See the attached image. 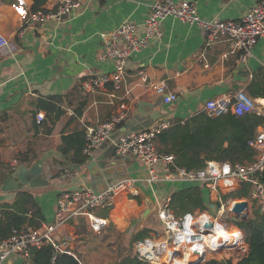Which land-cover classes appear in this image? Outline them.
Masks as SVG:
<instances>
[{
  "label": "crops",
  "instance_id": "crops-1",
  "mask_svg": "<svg viewBox=\"0 0 264 264\" xmlns=\"http://www.w3.org/2000/svg\"><path fill=\"white\" fill-rule=\"evenodd\" d=\"M58 1L0 0V31L9 39V45L0 49V204L16 197L18 191L3 190L14 170L41 160L43 179L49 183L30 189L45 217L42 225L54 221L62 191L84 186L100 190L121 180L130 185L119 193L114 208L100 214L110 219L108 229L113 232L135 236L145 230L146 237L159 236L162 225L157 209L175 192L190 187H200L208 209L213 210L210 190L205 185L153 180L141 160L132 155H117L115 143L124 133L123 128L129 132L163 121L172 124L186 120L204 110L207 101L223 94L242 90L264 102V36L254 46L249 60L241 63L228 38L208 45L200 27L168 16L162 23V35L131 56L118 92L114 93L111 86L85 91L83 81L114 70L113 61L100 57V33L112 31L127 20L142 25L151 5L159 0H84L81 9L66 16L62 23H32L26 25L23 35L18 34L32 12L51 9ZM257 1L194 0L200 16L208 21L240 20ZM160 82L167 86L164 95L151 86ZM168 93L175 95L171 102L165 101ZM39 100L52 101L56 107L47 109L39 105ZM139 110L152 112L154 118L148 127L137 122ZM39 112L45 114L44 126L37 120ZM120 113L125 114L123 125L93 156H88L101 157L104 165L110 164L105 171L108 177L99 176V166L91 174L86 164L79 166L69 161L74 150L68 158L61 152L65 136L86 133L88 128ZM146 116L147 113L143 114ZM263 129L264 124L256 134ZM115 134L118 137L113 139ZM20 158L25 162H20ZM134 190L137 192L133 193ZM197 210L204 211L200 207L188 208L181 215ZM66 229L72 234L71 250L84 259L86 253L76 239L79 233L92 232L88 220L79 218ZM29 258L13 254L0 264H29Z\"/></svg>",
  "mask_w": 264,
  "mask_h": 264
},
{
  "label": "built area",
  "instance_id": "built-area-1",
  "mask_svg": "<svg viewBox=\"0 0 264 264\" xmlns=\"http://www.w3.org/2000/svg\"><path fill=\"white\" fill-rule=\"evenodd\" d=\"M84 0H59L51 9H38L25 18L18 34L23 35L26 25L56 21L62 23L66 16L80 10ZM173 16L183 23L197 25L203 30L208 45L228 38L233 52L239 53V61L246 63L252 55V50L259 39L264 36V0H258L240 20L203 19L194 0H162L154 2L142 25L132 21H124L109 32L100 33L103 41L102 60L114 62L112 73H102L90 76L83 81L85 91H94L100 87L111 86L113 92H118L124 84L127 67L131 56L146 48L151 39L162 35L163 20ZM9 45V39L0 31V49ZM151 86L159 94H166L165 83H152ZM113 93V95H114ZM175 98L173 93L165 96L166 102ZM263 101L250 97L240 90L235 93L223 94L206 102L205 110L215 116L232 113L244 116L255 112L263 114ZM45 114L39 112L37 120L44 121ZM125 121V114H116L104 122L88 128L87 143L84 148L86 156L109 141L113 133ZM170 121H163L156 126L120 135L115 143L117 155H132L141 160L149 170L153 180H181L205 185L210 190L212 208L204 211H185L178 215L171 207V198H167L157 209V215L162 225L159 236H149L138 239L134 243L133 254L136 258L149 264H190L194 259H201V264L208 261V245L217 233V222H224L232 229L241 232V241H223L222 248L228 251L245 250L246 242L243 231L236 226L231 217L235 216L232 209L239 199L234 197L243 187L248 191L249 208L264 211V129L258 132L250 145L255 150L254 160L246 163H231L229 161L210 160L204 168L186 169L174 168V156L159 151L156 143L157 135L170 127ZM130 182L118 181L105 189H95L84 186L77 189L62 191L57 198L55 219L51 223L35 226H25L7 239L0 241V261L13 254L24 258L30 257L31 249L52 245L56 252L71 250L72 234L67 227L80 217H86L93 233L104 231L110 224V219L97 213L98 209H112L116 205L119 193L127 189ZM137 191L134 190L133 193ZM205 215L213 221L210 232L205 233L197 226ZM217 233V234H216ZM234 247V248H230ZM213 254V253H212Z\"/></svg>",
  "mask_w": 264,
  "mask_h": 264
},
{
  "label": "trees",
  "instance_id": "trees-1",
  "mask_svg": "<svg viewBox=\"0 0 264 264\" xmlns=\"http://www.w3.org/2000/svg\"><path fill=\"white\" fill-rule=\"evenodd\" d=\"M42 0H36V3ZM264 96V95H262ZM39 105L50 109L56 107L52 101L39 100ZM46 120L40 123L44 126ZM264 124V115L255 112L244 116L232 113L215 116L205 109L186 120H176L170 127L162 130L156 137L159 151L174 156V168L200 169L210 160L246 163L254 160L255 150L250 142L256 136V130ZM87 143L84 131L65 136L60 147L61 152L67 155L74 150L69 161L85 165L88 156L83 154ZM228 143L226 146L225 144ZM68 158V157H67ZM25 162L24 158L19 159ZM52 175V177L56 176ZM234 197L244 199L248 191L243 187ZM171 205L177 214L188 208L200 207L208 209L203 199L200 187H190L175 192L172 195ZM85 218L86 217H80ZM45 217L40 204L35 198L33 190L24 188L17 192L12 202L0 204V241L9 238L15 230L27 225L39 227ZM244 233L245 242L249 245L248 253L236 263L232 259L212 258L205 264H264V211L253 207V215L247 219L233 216L230 219ZM107 227L105 230H107ZM125 234V233H123ZM127 235V234H125ZM148 235L142 231L131 236L135 241ZM133 243V246H134ZM29 264H87L84 259L73 252H56L52 245L34 247L31 249ZM117 264H149L136 258L133 251L121 258Z\"/></svg>",
  "mask_w": 264,
  "mask_h": 264
},
{
  "label": "rangeland",
  "instance_id": "rangeland-1",
  "mask_svg": "<svg viewBox=\"0 0 264 264\" xmlns=\"http://www.w3.org/2000/svg\"><path fill=\"white\" fill-rule=\"evenodd\" d=\"M251 202L253 203L252 200ZM251 207L249 209V217L253 215V209ZM105 210L106 209H98L97 213L99 215H105ZM104 231L97 234H93V232L90 231L78 234L76 241L81 244L79 247L86 253L84 261L87 264H117L123 256L133 251L134 240L130 238L131 236L113 232L109 229L107 232ZM218 239L219 243L224 241L220 237ZM246 246L247 248H245V250H232L230 253H220L221 251L213 254L209 253L208 261L212 258L232 259L233 262L236 263L248 253L249 245L246 244Z\"/></svg>",
  "mask_w": 264,
  "mask_h": 264
},
{
  "label": "water",
  "instance_id": "water-1",
  "mask_svg": "<svg viewBox=\"0 0 264 264\" xmlns=\"http://www.w3.org/2000/svg\"><path fill=\"white\" fill-rule=\"evenodd\" d=\"M145 113H147L148 116L143 117V114ZM152 118H154V116L152 115V112H146L143 110H139V114L137 115L136 120L137 122L141 124V126L148 127L150 124L149 123L150 119ZM142 128L143 127L135 128V129H132L131 131L141 130ZM122 132L126 133L127 129L123 128ZM117 137H118V134H115L113 136V139H116ZM104 164L106 163L103 162V159H101V157L95 158V159L89 158L86 162V169L91 174H93L95 167L99 166L100 169L102 170V175H99V176L108 177L105 171L108 167H110L109 166L110 164H107V165H104ZM42 171H43V167H42L41 160H37L30 167L21 165L20 167L14 170L13 174L4 183L3 190L4 191H10V190L20 191L21 189L25 187L36 188V187L46 186L48 185L49 181L46 179H43ZM74 189H77V187ZM248 209H249V202L247 200H240L235 203L232 209V212L235 214L236 217L247 219L249 218ZM195 226H197L201 231L208 233L213 227V221L210 219L209 215H205L198 222H196ZM190 264H201V259L199 258L194 259Z\"/></svg>",
  "mask_w": 264,
  "mask_h": 264
},
{
  "label": "bare ground",
  "instance_id": "bare-ground-1",
  "mask_svg": "<svg viewBox=\"0 0 264 264\" xmlns=\"http://www.w3.org/2000/svg\"><path fill=\"white\" fill-rule=\"evenodd\" d=\"M217 235L215 236L216 238L214 240H212L209 245V251L207 252V257H209V253H215L216 251H218L219 249L222 248V244L219 243V237L222 238L224 241H232V245L235 244V242L237 241H241V232L238 229H232L230 227H228L224 222L218 223L217 222ZM223 243V242H222ZM230 248H234V247H230ZM229 248L225 247L223 248V250H221L220 253L225 252V253H230V251H228ZM232 251V250H231ZM189 259V256H186V260ZM186 260H182V264L185 263Z\"/></svg>",
  "mask_w": 264,
  "mask_h": 264
}]
</instances>
